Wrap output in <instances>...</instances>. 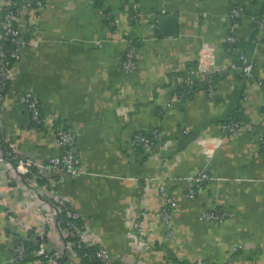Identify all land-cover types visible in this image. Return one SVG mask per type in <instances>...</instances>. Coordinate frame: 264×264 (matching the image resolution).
Instances as JSON below:
<instances>
[{
	"label": "crops",
	"instance_id": "1",
	"mask_svg": "<svg viewBox=\"0 0 264 264\" xmlns=\"http://www.w3.org/2000/svg\"><path fill=\"white\" fill-rule=\"evenodd\" d=\"M236 5L244 13L234 50ZM163 13L178 15L177 34L159 33ZM30 24L35 39L0 99V264H15V238L34 239L52 206L30 199L8 149L38 161L62 150L52 130L34 126L22 102L28 89L74 135L86 172L57 192L112 264H264V0H45L22 25ZM133 42L137 66L126 71ZM242 54L253 76L229 68L210 93L202 55L240 65ZM235 116L243 127L225 135L222 122ZM156 128L168 144L157 142L154 156L134 136ZM202 171L204 188L188 197L190 176ZM163 186L177 200L171 227L161 216ZM214 208L227 212L223 221L200 218ZM47 223L59 246L56 220ZM67 264L86 263L72 254Z\"/></svg>",
	"mask_w": 264,
	"mask_h": 264
},
{
	"label": "built area",
	"instance_id": "2",
	"mask_svg": "<svg viewBox=\"0 0 264 264\" xmlns=\"http://www.w3.org/2000/svg\"><path fill=\"white\" fill-rule=\"evenodd\" d=\"M44 4L45 0H0V99L6 96V89L15 76L22 57V50L35 39L34 33L37 26L30 24L26 29L22 24L27 21L29 14L35 12L36 9L41 8ZM243 13V5L234 6L229 13L232 25L228 42L234 50L238 42L236 34L239 24L238 20ZM27 34L28 37H26ZM8 41L17 45L11 47L7 43ZM136 49L137 44L131 43L123 60L122 68L124 70L131 71L136 68ZM201 62L200 70L207 73L210 93H213L214 90L211 83L213 78L229 68L239 67L242 73L249 77L254 74V63L245 54L241 56L240 65L236 63L227 65L216 64L214 59L205 60L203 55ZM187 81L189 86H193L195 83L192 78ZM22 102L26 105L35 124L34 126L37 129L49 128L52 130L62 150L44 161H38L20 153L14 144L8 149L7 156L12 160L14 167L19 172L21 183L28 189L30 199L40 198L52 205L51 212L44 214L43 223L38 229L34 230L36 236L34 241L38 244L35 250L30 251L27 249L23 241L26 237L15 238V264H26L32 255L36 257L33 260L37 264H67L72 254H78L75 249L76 246L88 248L83 256L95 260L97 264H112L109 250L100 244L98 238L92 236L85 224L80 223L82 218L80 212L66 204L64 200H61L57 192V187L66 182L68 178H77L86 172L85 163L76 152L73 133L64 127L56 126L58 117L43 112L40 98L33 89H28L22 95ZM221 127L225 135H237L243 127V121L240 118H229L222 122ZM162 139V132L156 128L150 133L138 132L135 134L134 144L156 156L155 146ZM163 142L165 145L168 144L167 141ZM260 142L264 152V132L260 134ZM207 178L208 174L204 171L190 176L187 196L194 197L204 188ZM162 196L164 205L161 210V216L164 222L171 227L172 212L177 206V200L164 186L162 187ZM62 213H65L66 216L63 223L60 219ZM226 216L227 212L214 208L203 210L200 218L203 220L223 221ZM50 219L56 220L61 232V244L59 246L52 244L50 228L47 223ZM169 233L172 234V231L170 230ZM93 246L95 250L89 251V248Z\"/></svg>",
	"mask_w": 264,
	"mask_h": 264
},
{
	"label": "trees",
	"instance_id": "3",
	"mask_svg": "<svg viewBox=\"0 0 264 264\" xmlns=\"http://www.w3.org/2000/svg\"><path fill=\"white\" fill-rule=\"evenodd\" d=\"M37 10H39V8L36 9L35 11H37ZM26 37H28V34L26 35ZM7 43H8L11 47H14V46L17 45L16 43H13V42H11V41H8ZM12 62H13V60H12ZM8 89H9V85H8V88L6 89V92L8 91ZM232 118H233V117H232ZM234 118H237V117L235 116ZM141 132H143V131H141ZM148 133H150V132H148ZM65 218H66L65 213H62V214L60 215V219L62 220V223H63V221L65 220ZM80 223L84 224V221H83L82 218H81ZM34 239H35V238H34ZM34 239H33V238H25V239H23V241H24L25 244H26L27 249L30 250V251H33V250H35V249L38 247V244L34 241ZM75 249H76V251L78 252V254L81 256L82 260H83L86 264H97V262H96L95 260H91V259H88L86 256H83V254L86 252V250H87L88 248L85 249L84 246H76ZM93 250H95V247H94V246L89 248V251H93ZM29 258H30V259H29ZM29 258H28L29 260H33V259L36 258V257L32 255V256H30Z\"/></svg>",
	"mask_w": 264,
	"mask_h": 264
},
{
	"label": "water",
	"instance_id": "4",
	"mask_svg": "<svg viewBox=\"0 0 264 264\" xmlns=\"http://www.w3.org/2000/svg\"><path fill=\"white\" fill-rule=\"evenodd\" d=\"M158 29L162 36L175 35L178 33V15L163 13L158 17Z\"/></svg>",
	"mask_w": 264,
	"mask_h": 264
}]
</instances>
